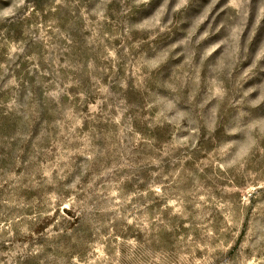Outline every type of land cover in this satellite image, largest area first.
Returning <instances> with one entry per match:
<instances>
[{
  "label": "rangeland",
  "instance_id": "rangeland-1",
  "mask_svg": "<svg viewBox=\"0 0 264 264\" xmlns=\"http://www.w3.org/2000/svg\"><path fill=\"white\" fill-rule=\"evenodd\" d=\"M0 264H264V0H0Z\"/></svg>",
  "mask_w": 264,
  "mask_h": 264
}]
</instances>
